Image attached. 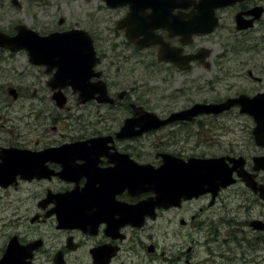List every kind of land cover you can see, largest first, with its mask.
<instances>
[{
    "label": "rangeland",
    "instance_id": "374dc122",
    "mask_svg": "<svg viewBox=\"0 0 264 264\" xmlns=\"http://www.w3.org/2000/svg\"><path fill=\"white\" fill-rule=\"evenodd\" d=\"M57 1L60 3L59 8L51 5L47 13L38 17L23 13L7 15L15 19L14 26L22 23L38 31L37 28L47 32V27H54L52 29L81 28L90 32L96 38L97 51L114 90H130L131 99L145 109L168 117L170 113L180 111L182 107H191L197 102L225 100L230 93L227 86L233 80L220 82L216 91L208 88L200 91L201 88L197 87L206 86L207 80L202 82L191 77L188 78V91L175 93L174 87L183 86V83L177 86L173 83L172 90L159 82L165 75L175 72L165 65L154 66L152 60L155 56L150 50L138 51L122 45L114 29L116 16L106 13L102 0ZM61 18L65 19L62 27L58 24ZM105 21L109 22L108 31H103L106 23L103 27L101 23ZM42 22L48 24L41 25ZM217 41L247 43L248 50H241L243 53L240 56L248 62L247 68L252 64H264V21L257 31L246 34L220 31L212 36L210 43ZM243 84L246 87L253 85L258 86V89L264 88V84L260 86L261 83L255 84L249 79L244 80ZM45 86L39 67L31 65L25 53L14 54L11 58L0 55V147L16 146L18 142L28 141L33 145L39 139L60 142L62 138L72 140L97 136L100 135L97 132L105 131L104 127L117 129L129 116L127 108L111 109L90 103L77 105V98L70 90L67 91L68 109L60 110L51 103ZM10 87L19 92L18 100L8 95ZM200 120L202 125H170L131 143L137 147L136 153L143 154L149 161L154 160L159 152L181 154L184 157H244L246 169L256 173L258 180L264 184V171H253L254 158L264 156V147L256 144L253 129L244 125L249 122L248 117L230 112ZM20 185L18 189L0 187V258L13 237H18L22 244L43 239L44 245L35 253L34 264H55L54 255L65 248V236L56 230L50 220L47 223H32L31 220L39 212L37 203L43 189L56 186L57 183L33 181ZM210 200L211 196L205 195L185 204L188 226L182 232L185 235L188 233L187 238L178 237L177 234L168 238L171 228L161 219L153 225L156 226L155 238L148 242L157 246L154 260L149 262L145 253L139 252L138 256H132L131 259L127 257L126 261H135V264H142L143 259L146 260L144 264H264V231L254 230L250 226L254 220L264 222V202L241 180L222 190L213 206ZM195 216L196 222L192 220ZM172 227L180 230L177 225ZM78 240L82 247L66 256L67 264L87 262L90 242L81 235ZM165 251L169 260H172L170 263L160 257ZM178 255L182 256L181 260L177 259ZM185 260H189V263Z\"/></svg>",
    "mask_w": 264,
    "mask_h": 264
},
{
    "label": "flooded vegetation",
    "instance_id": "af4514ba",
    "mask_svg": "<svg viewBox=\"0 0 264 264\" xmlns=\"http://www.w3.org/2000/svg\"><path fill=\"white\" fill-rule=\"evenodd\" d=\"M102 1L105 11L112 12L106 11V13L116 16L114 29L121 39L122 45H127L138 51L150 50L155 56V59L152 60L154 66L165 65L170 71L175 72V74L165 75L163 80L159 81L172 90L171 85L173 83L175 86L183 83V86L174 87L175 93L188 91V82H190L188 78L190 77L192 79L198 78L202 82L207 80L206 86L197 87L198 89L201 88L200 91L205 88L216 91L220 82L233 80L227 86L230 93L227 94L225 100L229 98L236 100L243 95L254 98L264 92V88L258 89V86L253 85L246 87L243 84L246 79L255 84L261 83L260 86L264 84V64H252L247 68L248 62L240 58L243 53L241 50H248L247 43L220 41L210 43L212 36L220 31L229 34H246L257 31L264 21V0H239L235 4L219 7H214L215 3H212L211 0ZM223 1L228 2L230 0ZM64 2L66 3V1ZM51 5L60 7L57 0H0V31L15 36L17 26L23 25L20 23L14 26L15 19L11 15H7L8 13H23L38 17L40 14L47 13ZM213 10L214 13H211L210 11ZM134 14L145 19L136 17L133 19ZM107 17L109 16L107 15ZM64 23L65 19H59V26L62 27ZM104 23L106 26L103 31H108L109 22H102V27ZM44 24L47 25L48 23L42 22L41 25ZM3 25L7 27L4 28ZM213 25L215 27L212 30ZM30 28L39 32L41 36L66 33L74 29L61 30L47 27L46 30L49 31L43 32L45 29L42 31L36 27L40 30L38 31L33 27ZM207 29L211 32L207 34L199 32ZM146 33L147 36H145ZM92 37L95 42V36L92 35ZM132 38L135 42L148 41L150 45L140 47L130 41ZM18 53H25L29 61L26 51L13 53L0 48V55L5 54L10 58ZM196 56L198 57L195 58ZM103 65L102 59L96 67V71L94 70L96 77L92 78V82L96 84L103 82L108 92L106 93V89L101 83L97 87L95 100L90 101V104L111 109L127 108L129 111V116L124 118L123 124L117 129L111 130L110 127H104V132H97L100 133L98 136L109 137L107 140L104 139L92 144L88 141L93 136L72 140L62 138L60 142H54L53 139L45 142L39 139L33 145L31 141H28L18 142L19 144L11 147L30 149L35 152L49 148H64L52 156L53 160H48L46 163L54 176L51 179L42 180V182H56L57 185L43 189V194L37 203L39 212L31 221L32 223H47L50 220L56 226V230L63 237L65 236V248L60 249L65 256L72 252L68 250V242H73L72 246L77 250L82 247V244L79 243L80 240H78L79 235H81L90 242L86 264H135V261H126V258L131 259L132 256H138L139 252H144L150 262L157 256V246L148 243L155 238L156 226L153 227V225L157 221L164 219L170 226L168 238L176 234L178 237L187 238L188 233L185 235L182 232V229L188 226V210L185 207L187 202H180L179 205L176 204V206L166 209L157 208L155 212L138 207L142 201L156 197L154 192L140 193L136 189L135 182L140 175V168L147 165L160 167L163 164L162 154L164 153H156L155 159L149 161L143 154L136 153L137 147L131 143H135L140 138H122L120 136L127 119L130 120L136 116L132 105L138 104L131 99L130 90L129 92H116L114 90ZM40 66L41 76H43L46 85L45 91L49 93L51 103L60 108L55 100V93L57 92L48 83L53 79L58 68L50 69L45 65ZM209 77L211 79H208ZM181 79L184 81H176ZM71 93L76 96L77 105H81L79 93L76 91H71ZM98 98L101 99V103L98 102ZM225 100H215L212 103H221ZM189 108L191 107H182L181 111ZM248 109H251L248 104L244 106L235 104L228 113L235 112L241 117H248L249 122H245L244 125L254 129L258 123L253 116L248 115ZM202 117L214 118L215 116ZM202 117L197 118L193 124H202L200 122ZM54 130L56 131L57 128L55 127ZM78 142L88 143L79 146L74 145ZM174 155L183 158V155ZM258 182L261 183L259 180ZM18 187L19 184L15 186V189ZM81 200H85V202L82 203ZM68 203L70 205L80 204L85 207L78 214V217H83L84 230L81 228L72 229L70 226H66L69 228L64 227L67 221L64 220V212L60 210V206ZM52 213L54 214L51 215ZM192 220L196 222L197 217H193ZM69 225L71 224L69 223ZM172 225H177L180 230L173 228ZM41 240L43 241V239ZM151 245L156 247L153 252L149 251ZM160 257L165 258L168 263L172 261L169 260L166 251L162 252ZM177 259L181 260L182 256L178 255ZM186 262L189 263V260ZM141 263H146V260H141Z\"/></svg>",
    "mask_w": 264,
    "mask_h": 264
},
{
    "label": "water",
    "instance_id": "95a60500",
    "mask_svg": "<svg viewBox=\"0 0 264 264\" xmlns=\"http://www.w3.org/2000/svg\"><path fill=\"white\" fill-rule=\"evenodd\" d=\"M238 1L230 0L226 2L223 0H211L212 3H215L214 7L226 6ZM210 12L214 13V10ZM135 17L145 19L134 14L133 19ZM213 26L211 29H213ZM16 30L17 35L15 36H10L0 31V48L8 49L12 52L26 50L29 52L30 63L36 66L45 65L50 69L57 67L58 70L49 82V85L53 90H60L55 95L58 106L64 107L67 102L62 93V89L65 87H71L74 92H78L79 101L82 104L96 98L97 87L101 83H92L91 79L96 76L93 69L100 59L97 56L93 39L86 31L74 29L66 33L41 37L39 33L27 26L20 25ZM199 32L209 33L210 30H200ZM130 40L134 41L133 38ZM136 43L149 45L147 41L144 43ZM102 86L105 87L107 93L106 85L102 83ZM9 93L14 98L17 97L16 90L11 89ZM98 100L101 103V99L98 98ZM246 103L251 107V112H249L258 123L257 128L254 130L256 142L259 146L264 147V94L253 99L247 96H242L236 100L228 99L221 104L199 103L189 110L172 114L166 120L159 118L155 112H150L143 107L133 105L136 116L126 121L122 134H126V137L127 135H142L145 132L158 130L170 123L179 121L192 122L199 115H220L231 110L235 104L244 106L247 105ZM136 127L139 128L138 131H134ZM99 139H96V141ZM93 140L95 141V139ZM164 159V165L157 170L149 166L141 167L142 169H140V176L138 175L139 178L135 182L136 188L140 192L153 190L157 193L156 199H150L142 203V208H151L153 211L156 207L168 208L172 203L179 202L180 198L184 197L185 199L191 200L195 195L199 197L209 192L213 193L215 200L216 195L222 187L226 188L236 182V179L233 177L234 171H237L246 185L255 193H259L260 198L264 200V185H258L255 179L256 175L245 171L244 159H231L232 162L235 161L234 169L225 164L226 158H190L188 162H185L182 159L164 155ZM0 160H2L0 162V185L2 187L7 188L14 184L18 175H21L22 179L28 180H32L34 177L38 179L50 177L41 168V165L45 161L31 152L17 149H2L0 151ZM254 161V169L256 171L264 170V157L255 158ZM223 164H225L226 169ZM60 207L62 208L60 210L68 213L69 218L66 219L68 223L66 222L65 224L68 225L70 222L71 228H82L84 230L83 217H78V214L82 212L81 207L75 206L74 208V205H70V203L67 205L63 204ZM80 222L82 223L80 224ZM72 223L74 224L72 225ZM251 225L257 230L264 231V222L262 221L255 220ZM41 246V241L22 245L18 237H14L9 242L8 248L0 260V264H32L33 252ZM55 262L56 264H64L62 254L57 255Z\"/></svg>",
    "mask_w": 264,
    "mask_h": 264
}]
</instances>
